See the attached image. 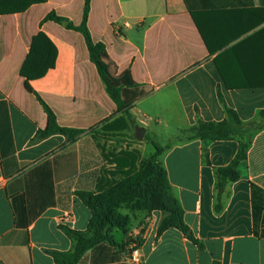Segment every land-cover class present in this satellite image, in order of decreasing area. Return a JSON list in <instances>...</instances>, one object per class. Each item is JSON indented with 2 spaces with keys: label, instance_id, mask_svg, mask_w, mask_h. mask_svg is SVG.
<instances>
[{
  "label": "crops",
  "instance_id": "1",
  "mask_svg": "<svg viewBox=\"0 0 264 264\" xmlns=\"http://www.w3.org/2000/svg\"><path fill=\"white\" fill-rule=\"evenodd\" d=\"M86 2L46 0L0 15V264H58L54 252L73 250L62 227L85 232L93 217L78 194L97 190L108 168L104 153L138 150L144 158L143 142L132 139L138 127L158 140L162 131L175 132L160 161L185 223L202 243L176 228L159 235L163 212L141 211L131 231L144 232L145 264H264L253 201V186L264 191V128L252 132L240 177L228 184L219 212L216 170L234 160L241 137L178 139L200 121H223L227 108L244 125L260 120L264 0H90L92 39L106 46L116 72L130 71L145 92L130 110L135 127L118 113L84 34L46 20L56 14L81 26ZM40 34L56 58L43 77L30 81L31 91L22 69ZM40 99L60 127L82 133L40 137L48 127ZM112 235L115 244H98L79 264H128L129 234L115 229Z\"/></svg>",
  "mask_w": 264,
  "mask_h": 264
},
{
  "label": "trees",
  "instance_id": "2",
  "mask_svg": "<svg viewBox=\"0 0 264 264\" xmlns=\"http://www.w3.org/2000/svg\"><path fill=\"white\" fill-rule=\"evenodd\" d=\"M45 1L0 0V15L22 12L32 4ZM89 11L90 0H87L83 23L78 27L56 14H50L46 20L66 24L69 29H74L84 34L88 43L91 60L97 66L108 93L117 104L118 113H122L135 127L136 124L130 110L136 101L145 95V92L141 89V85L134 81L130 71L118 74L114 63L107 53L106 46L103 43H96L92 39L87 26ZM55 58L56 48L45 35L40 34L34 40L31 52L22 69V75L27 79L29 90L32 91L30 81L43 77L54 66ZM40 101L48 114V127L41 132L40 137L63 134L74 139L82 133L81 130L60 127L49 106L42 99ZM226 113L227 116L223 121H200L189 129L182 130L178 137L179 140H231L237 136L241 137L239 140V151L234 160L228 166L216 170L218 199L216 210L218 212L223 208V193L228 184L237 181L240 177L238 167L242 161L247 159L252 132L264 128V110L261 112L260 120L248 125L243 124L234 110L227 108ZM121 120L122 118L118 122L121 123ZM119 129L121 131L123 127L119 126ZM118 135H122V132ZM165 149L155 144L154 153L150 157L144 158L145 160L141 167H137L138 165L135 164L136 159H139V161L141 159L139 152H125L120 156L112 153L103 154L108 168L102 170L97 190L95 192H81L78 194L85 205L93 212L89 228L87 231L81 232L68 227H62L75 244L71 251L54 252L53 255L56 263L79 264L83 255L98 244L104 241L115 244L116 242L112 235V231L115 229L121 230L125 235H128L131 231V218L128 219L121 214V207L126 203H134L141 191L148 195L154 189L157 192H152L151 195L154 199L157 198V204L146 202V204L138 207L139 211L151 212L152 210H161L164 218L158 230L159 235L169 228H176L190 241L202 248L201 241L196 238L193 231L184 221V210L180 202L172 194L167 171L160 161V157ZM112 166L114 169H112ZM151 182H154V189L150 188ZM253 201L255 234L260 238H264V222L260 226V216L264 209V191L256 186H253Z\"/></svg>",
  "mask_w": 264,
  "mask_h": 264
},
{
  "label": "rangeland",
  "instance_id": "3",
  "mask_svg": "<svg viewBox=\"0 0 264 264\" xmlns=\"http://www.w3.org/2000/svg\"><path fill=\"white\" fill-rule=\"evenodd\" d=\"M137 110L138 109H141L143 110V105H137L136 106ZM135 108V109H136ZM140 112H137V115L140 116ZM153 126L155 128H157V125L156 123H152ZM162 138L161 139H153L152 138V135H148L147 137L144 136L143 140L140 141V143L143 142V150L141 151L142 152V155L144 156V158H147L149 155H152L155 151V144H158L160 145L161 147L165 148L167 145H169L170 143V140L169 138H173L172 135H175V132L173 130H165V131H162ZM132 139H136L135 136H132ZM139 141V140H138ZM137 144L136 141L132 140L131 141V144ZM138 151V150H136ZM144 158L141 157L139 163H138V166L137 167H141L142 166V163L143 161L145 160ZM150 188L151 189H154V182H151L150 183ZM152 192H157V190L154 189V191H150L148 193V195H146V193L142 192L139 193L134 201V203L132 204H123V206L121 207L120 209V212L121 214H123V216L127 217L128 219L131 218V221L138 217V215L140 214V211H139V208L138 207H141L140 205L142 204H146L147 203H154V204H157L156 202V199H154V197H152ZM134 217V218H133Z\"/></svg>",
  "mask_w": 264,
  "mask_h": 264
},
{
  "label": "built area",
  "instance_id": "4",
  "mask_svg": "<svg viewBox=\"0 0 264 264\" xmlns=\"http://www.w3.org/2000/svg\"><path fill=\"white\" fill-rule=\"evenodd\" d=\"M61 223L65 222V219L60 220ZM144 232L141 230L131 231L128 236V251L127 258L128 264H145V258L142 253V246L144 242Z\"/></svg>",
  "mask_w": 264,
  "mask_h": 264
},
{
  "label": "water",
  "instance_id": "5",
  "mask_svg": "<svg viewBox=\"0 0 264 264\" xmlns=\"http://www.w3.org/2000/svg\"><path fill=\"white\" fill-rule=\"evenodd\" d=\"M145 133H146V130H145V129L138 127V128L136 129V138H137L139 141H142L143 138H144Z\"/></svg>",
  "mask_w": 264,
  "mask_h": 264
}]
</instances>
